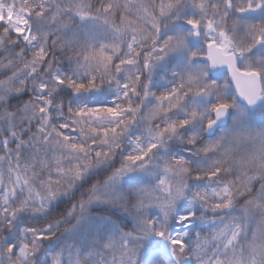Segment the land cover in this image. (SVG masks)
Listing matches in <instances>:
<instances>
[{
	"label": "snow or ice",
	"instance_id": "obj_1",
	"mask_svg": "<svg viewBox=\"0 0 264 264\" xmlns=\"http://www.w3.org/2000/svg\"><path fill=\"white\" fill-rule=\"evenodd\" d=\"M0 264H264V0H0Z\"/></svg>",
	"mask_w": 264,
	"mask_h": 264
}]
</instances>
